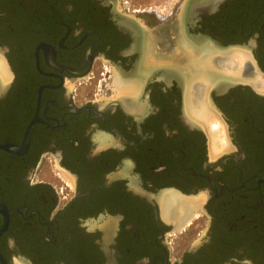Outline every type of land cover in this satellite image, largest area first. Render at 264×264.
<instances>
[{"label":"flooded vegetation","instance_id":"obj_1","mask_svg":"<svg viewBox=\"0 0 264 264\" xmlns=\"http://www.w3.org/2000/svg\"><path fill=\"white\" fill-rule=\"evenodd\" d=\"M153 1L0 0V264H264V0Z\"/></svg>","mask_w":264,"mask_h":264},{"label":"bare ground","instance_id":"obj_2","mask_svg":"<svg viewBox=\"0 0 264 264\" xmlns=\"http://www.w3.org/2000/svg\"><path fill=\"white\" fill-rule=\"evenodd\" d=\"M204 57V56H203ZM199 58V57H198ZM242 58L240 57V63H241V65H243L242 63H243V61L241 60ZM204 62V61H203ZM234 62V61H233ZM186 63V62H185ZM205 63V62H204ZM214 63H215V60H214ZM235 63V62H234ZM233 63V64H234ZM208 64V63H207ZM236 64V63H235ZM187 67L189 68V70L190 69H192L193 70V72H194V74L196 73V74H198L199 75V77L200 78H202V79H204V80H206L207 78H208V75H207V73H205L204 71H203V67H202V62H201V60L200 59H197L196 58V56H194L192 59H191V61L188 63V65H187ZM206 68V67H205ZM187 69V68H186ZM191 71V70H190ZM208 71V70H207ZM195 79V78H194ZM201 79V80H202ZM190 80H192V81H194L192 78L190 79ZM189 80V81H190ZM195 111V110H194ZM196 114V113H195ZM198 115H202L201 117L203 118V120L204 119H208L209 117H208V115H205V114H202V113H200V114H198ZM197 116V115H196ZM200 117V116H199ZM218 126V125H217ZM217 126H215V127H217ZM213 127V126H212ZM171 202V201H170Z\"/></svg>","mask_w":264,"mask_h":264},{"label":"rangeland","instance_id":"obj_3","mask_svg":"<svg viewBox=\"0 0 264 264\" xmlns=\"http://www.w3.org/2000/svg\"><path fill=\"white\" fill-rule=\"evenodd\" d=\"M130 1L133 5H150L154 4L153 0H128ZM216 124L213 125V128H215Z\"/></svg>","mask_w":264,"mask_h":264},{"label":"water","instance_id":"obj_4","mask_svg":"<svg viewBox=\"0 0 264 264\" xmlns=\"http://www.w3.org/2000/svg\"><path fill=\"white\" fill-rule=\"evenodd\" d=\"M0 148H5V147H0ZM9 150H11L12 152H14V151H18L19 149L18 148H16V147H13L12 149H9ZM21 150V149H20ZM0 209L1 210H3L4 211V214H6V210H5V208H4V206H3V204H2V201L0 200ZM6 219H7V215H5V225H4V227L1 229V231L5 228V226H6ZM1 231H0V233H1Z\"/></svg>","mask_w":264,"mask_h":264}]
</instances>
